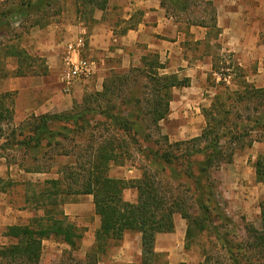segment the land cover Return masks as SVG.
Instances as JSON below:
<instances>
[{
    "label": "rangeland",
    "instance_id": "1",
    "mask_svg": "<svg viewBox=\"0 0 264 264\" xmlns=\"http://www.w3.org/2000/svg\"><path fill=\"white\" fill-rule=\"evenodd\" d=\"M63 1L64 7H61L64 11L60 16L58 8L54 6L47 8L28 20L11 21L10 27L0 37V98H3L13 119L16 115L28 117L23 123H14L13 119H6L0 123V135H2L0 136V192L8 195L9 204L13 212L15 211L14 213L18 215V222L15 225H36V221L44 215L45 209L54 213V193L58 190L60 194L56 196L58 206L55 212L68 214L69 221L83 232V240L75 250L61 241L45 240L39 264H96L97 262L110 264L112 256L124 245V241L116 244L111 242L107 252L98 255L95 251L96 241L91 235L85 233L88 227L94 226L92 203L83 195L65 194L69 184L73 185L74 189H80L83 180L78 185L72 184L71 180L67 182L63 180L57 187L54 186L59 179H65L70 170L75 176L80 173L78 164L84 163V159H81L82 155H88L89 138L86 136L91 131L67 134L68 139L53 137L50 140V146H48V140H44L40 146L32 145L29 149L20 145V141L22 142L24 138L16 136L14 140L12 136V131H17V135L23 132L24 137L31 135L33 129L28 126V123L35 114H25L26 97H23L21 102L18 93L6 92L8 83L11 80L19 83L18 78H21L19 76L24 72L32 76H41L48 72L46 57L38 49L40 44L35 38L37 33L29 26L35 22L39 25L51 26L54 23L58 24L62 19L75 21L77 17L91 33L98 23L95 20L98 13L93 16V20L89 18V15L80 18L77 15L76 2L60 0L61 5ZM190 2L191 8L184 12L174 11L168 3L169 9L166 15L173 19L172 22L181 25L180 31L186 35L187 39L184 47L188 52H192L193 57H189V64L176 59L173 64L163 61V65L169 68L170 73L178 71L177 74L181 78L188 74L197 75L195 79L193 78L195 86L198 87L197 96L193 95L197 97L198 102L196 107L191 109L183 110L181 106L177 107L175 113H182V115L174 117L173 122H170V119L162 122L159 131L154 128L148 131L152 140L160 142L163 148H165V136L171 143H176L194 139L205 129H212L219 123L221 126L226 125L230 127L229 129H233L241 125L243 121H247L248 117L259 115L261 111L259 105L262 104L264 107V96L260 100H247V98L243 100L240 97L246 91L244 88L246 82L257 89H264V0H241L235 7L223 9L221 25L229 27V30L224 33L222 29L221 35H218L214 29L209 30V41L201 44L193 41L192 37L196 34L192 36L188 29L191 25L195 26L194 23L201 21H205L207 26L212 27L210 9L207 10L205 1L190 0ZM13 5L15 3H9V6ZM123 14L115 9L105 11L102 19L103 22L116 25L117 21H121ZM219 16L220 13L217 12V19ZM134 17L136 21L139 20L140 12L135 13ZM123 30L124 27L119 32ZM64 34L65 31L62 32V36ZM60 45L62 46L63 43ZM87 56L85 57L88 58ZM214 59H216L217 73H214L209 65ZM88 60L96 62L97 58L91 57ZM198 65H201V68H196ZM237 65H240L243 70L234 71ZM228 68L230 69L226 70ZM112 73L108 72L107 77L109 78ZM145 83L147 82L143 80L142 84ZM95 93L97 92L87 95ZM38 98L41 100V95ZM100 103L103 104L102 101ZM210 110L212 113L207 116L206 111ZM226 111H229V114H226ZM63 127H69V125L61 123L55 128L58 130ZM99 132H103V129L100 128ZM174 135H181L184 138L176 139ZM237 138L229 144L222 142V146H225V156L230 155L231 161L220 160L218 167L212 170L210 176L216 186V201L227 217L233 221V225L229 228L230 236L234 241L244 243L248 237L247 226L253 225L256 229H261V204L264 203V143L258 140L259 134L256 132L249 137ZM157 148L154 144L141 142L140 146L131 149L132 156L126 164L110 166L109 176L128 180L140 179L148 171L145 156L148 155L149 149L157 150ZM79 159L80 162L77 164ZM25 169L37 170L27 173ZM258 170L263 173L262 176L258 175ZM11 215L14 216L12 212ZM176 218L182 221L185 232L180 238L178 234L175 235V243L180 242L184 248L186 264H204L208 257L220 256V246L212 233H199L194 227V234L189 240V250H186L187 221L183 220L179 214ZM3 234L4 231L1 230L0 245L9 246L17 242L4 238ZM130 240L132 245H136L134 233H130ZM137 264H141V261L138 260ZM153 264H168L166 255L158 256Z\"/></svg>",
    "mask_w": 264,
    "mask_h": 264
},
{
    "label": "trees",
    "instance_id": "2",
    "mask_svg": "<svg viewBox=\"0 0 264 264\" xmlns=\"http://www.w3.org/2000/svg\"><path fill=\"white\" fill-rule=\"evenodd\" d=\"M109 1L77 0V14L80 18L89 15L93 20L97 12L107 10ZM202 1L206 2L207 10L210 9L211 28L219 33L213 2ZM168 3L174 11L184 12L191 8L190 0H161L166 11L169 9ZM53 6L61 14L60 0H20L2 10L0 37L10 27L11 21L28 20ZM37 24L35 22L31 27ZM194 24L208 27L205 21ZM163 69L165 65L160 63L157 55L145 57L141 66L133 67L127 73H112L106 79L101 93L85 96L82 103H75L71 111L32 117L28 126L33 129V133L24 137L23 132L17 135V131H12L13 139L16 140V136L24 138L20 145L29 149L32 145L40 146L44 140H48L50 146L53 137L68 139L67 134L91 131L86 136L89 138L88 155H82L84 163L78 164L80 159L77 161L80 173L75 176L70 170L67 177L59 179L54 186L57 187L63 180H71L74 185L83 180L80 189H74L69 184L66 192L62 191L66 195L93 196L95 212L101 220L100 229L96 233L95 251L98 255L105 254L111 242H122L126 233H138L141 235V264H153L158 258L155 253L157 235L174 233L175 217L179 214L187 221L186 250H189L194 228L199 233H212L218 242L220 256L208 257L204 264H264V203L261 204V229L247 226V240L244 243L234 241L229 232L233 221L216 201V186L210 176L220 160L231 161L230 155L225 156L223 141L229 144L234 138L249 137L256 132L259 134L258 140L264 143L263 105H259V115L248 117L247 121L236 128L229 129V126H221L219 123L212 129H205L197 138L176 143H171L165 136L163 148L160 142L152 140L148 131L151 128L159 131L160 123L170 115L173 89L190 85L188 78L180 79L176 74L162 75L160 72ZM235 70L242 69L235 66ZM217 71L214 64V73ZM143 80L147 83L142 84ZM244 84L246 91L240 96L243 100L262 99L264 89H257L247 82ZM6 106L3 98H0V123L13 119ZM211 113L212 110L206 111L207 116ZM225 113L229 114V111ZM61 123L69 127L57 130L55 127ZM100 128L103 129L101 133ZM141 142L158 147L157 150L149 149L150 157L145 156L148 171L135 180L110 177V166L126 164L132 156L131 149L140 146ZM36 170L25 169L27 173ZM259 174L263 175L258 170ZM126 190L137 191L136 203L124 199ZM56 191L54 213L45 209L36 225L8 227L5 236L17 242L9 246L0 245V264H39L43 242L48 239L66 243L74 250L79 247L83 235L77 226L63 212H55L58 206L56 196L60 194Z\"/></svg>",
    "mask_w": 264,
    "mask_h": 264
},
{
    "label": "crops",
    "instance_id": "3",
    "mask_svg": "<svg viewBox=\"0 0 264 264\" xmlns=\"http://www.w3.org/2000/svg\"><path fill=\"white\" fill-rule=\"evenodd\" d=\"M19 1L20 0H0V13L2 10L9 8V3L17 4ZM72 1L76 2L77 10V0ZM208 1L213 2L216 11L220 13L217 19V27L219 29L218 35H221L223 32L227 33L229 27L227 28V26L221 25V11L226 7H235L241 0ZM62 4L64 7V1ZM114 9L122 12V14L124 12L120 19L121 21H117L116 25L103 22L102 18L104 12L99 11L95 16V20L98 23H96L91 33L87 31V28L77 17H75V21L62 19L58 24L54 23V25L52 24L51 26L39 24L33 27H31V25L29 26L30 29H35L37 33L35 38L37 43L40 44V48L38 49L41 50L44 57H46L48 72L41 74V76H32L24 72L20 74L19 77L21 78H18L19 83H15L13 80L8 83L9 86L6 92L18 93L21 102L23 97H26V105L24 106L25 114L34 113L37 117L45 114L69 112L73 109L75 103H82L84 96L88 93H101L103 91L104 83L108 78V72L127 73L131 68L141 66L142 60L145 57L148 58L157 55L162 65L164 62L168 61L170 64H173L176 59H180L182 63L186 62L189 64V57H193V54L191 51L188 52L184 47L187 40L185 37L186 35L180 31L179 26L181 25L172 22L173 19L166 15L167 11L162 7L161 0H110L106 11H112ZM63 11L62 9L61 14ZM137 12H140L141 18L136 21L134 16ZM22 21H24V19H21V22ZM44 27L47 28L45 29ZM123 27L124 30L120 33L119 31ZM190 27L188 32L192 34V36L193 34L197 35L192 37L195 43L201 44L202 42L207 43L209 41V30H212L211 27H201L198 25H191ZM63 31H65L64 36H62ZM38 34L40 35L37 37ZM88 39L89 43H87ZM80 40H82V47L77 49V44ZM60 43H63V45L61 46ZM71 44H75V51H70L69 45ZM86 55H88V58L85 57ZM91 57L97 58L96 62H90L88 59ZM79 59H85L91 63L92 74L87 79L79 80L73 87L71 93L66 94L62 81V76L67 69L66 61L71 60L73 63H76ZM215 62L216 59L213 60V63L209 64L212 71H214ZM237 66L241 68L240 65ZM196 68H201V65L196 66ZM160 73L162 75H178L177 73L179 72L170 73L169 68L165 66V69L161 70ZM196 76V74H188L184 77L190 79L191 85H189V87L173 89L172 101L170 103V115L162 122H166L168 119H170V122H173L174 117L182 115V113H175L176 108L179 106H181L183 110L184 108L191 109L196 107L198 102L196 97L198 87L195 86L193 80ZM178 77L183 79L179 75ZM193 94H196V96ZM39 95L42 97L41 100L38 98ZM185 113L187 112L185 111ZM27 119V116L16 115L13 121L14 123H23ZM175 138L183 139L184 137L180 135L175 136ZM83 196L89 198L92 203V214L95 218L94 226L91 227L89 225L90 227H88L85 233L91 235L96 241V233L100 229L101 220L100 217L96 215L93 196ZM124 199L127 202L136 203L137 191L126 190L124 192ZM11 212L14 216L11 215ZM14 212L12 206L9 204L8 195L5 192H0V231H4V238L6 237L5 233L8 227L14 226L18 222V215ZM65 215L69 219L68 214ZM181 222L182 221H178L175 217V232L171 234H159L156 237L155 253L158 256L162 254L166 255L168 264L185 263L184 248L181 246L180 242L177 244L175 243V235L178 234L180 238L185 232ZM77 228L79 229L78 226ZM130 233L131 232L126 233L123 240L124 245L112 256L110 264H137L138 260L141 261V235L134 233L137 243L136 245H132ZM81 234L83 235V232H81ZM112 243L115 244V242ZM160 243L163 244L161 245Z\"/></svg>",
    "mask_w": 264,
    "mask_h": 264
},
{
    "label": "built area",
    "instance_id": "4",
    "mask_svg": "<svg viewBox=\"0 0 264 264\" xmlns=\"http://www.w3.org/2000/svg\"><path fill=\"white\" fill-rule=\"evenodd\" d=\"M77 49L82 47V40L77 44ZM70 51H75V44L69 45ZM67 69L62 76L64 92L70 94L75 84L81 79H87L92 74L91 63L85 59H79L76 63L67 60Z\"/></svg>",
    "mask_w": 264,
    "mask_h": 264
}]
</instances>
